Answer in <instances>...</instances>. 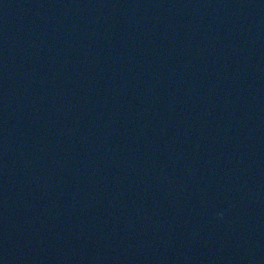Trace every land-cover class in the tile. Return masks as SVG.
Returning <instances> with one entry per match:
<instances>
[{"label":"water","instance_id":"obj_1","mask_svg":"<svg viewBox=\"0 0 264 264\" xmlns=\"http://www.w3.org/2000/svg\"><path fill=\"white\" fill-rule=\"evenodd\" d=\"M0 264H264V0H0Z\"/></svg>","mask_w":264,"mask_h":264}]
</instances>
